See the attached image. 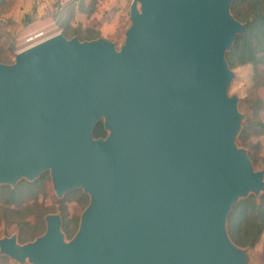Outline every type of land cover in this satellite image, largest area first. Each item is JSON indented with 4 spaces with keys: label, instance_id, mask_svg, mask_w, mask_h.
<instances>
[{
    "label": "water",
    "instance_id": "water-1",
    "mask_svg": "<svg viewBox=\"0 0 264 264\" xmlns=\"http://www.w3.org/2000/svg\"><path fill=\"white\" fill-rule=\"evenodd\" d=\"M231 0H130L118 47L61 30L0 61V184L47 171L87 202L68 238L43 215L32 239L0 236L21 264H248L229 237L233 204L264 192L235 137L225 59L244 22ZM101 120L106 133L93 136Z\"/></svg>",
    "mask_w": 264,
    "mask_h": 264
},
{
    "label": "trees",
    "instance_id": "trees-1",
    "mask_svg": "<svg viewBox=\"0 0 264 264\" xmlns=\"http://www.w3.org/2000/svg\"><path fill=\"white\" fill-rule=\"evenodd\" d=\"M11 0H0V6H6ZM96 0H87L84 4L86 11L93 10ZM81 9L83 2H77ZM229 11L239 21L244 22L241 34H236L225 59L230 68L235 65L249 63L252 68L253 85L264 87V0H231ZM61 32L69 37L73 34L79 39L98 36L97 29L90 26H71L67 19L60 22ZM0 61H3L0 58ZM264 131V122L258 115L246 116L236 135L239 144L246 147L252 162H256L255 151L257 142L250 139L251 133L260 134ZM106 133L99 120L93 129V136H104ZM264 165V159L262 161ZM47 171L33 180L18 179L14 185L0 184V222L14 227L16 240L24 242L32 239L44 229L43 215L49 210L37 201L39 192L44 191V181L48 179ZM79 190L66 191L57 198L58 213L61 219V230L65 237L72 235L77 227V219L69 216L64 201ZM79 194L78 201L84 206L86 198ZM30 217V218H29ZM226 228L230 239L241 247H253L264 231V192L257 196L249 193L239 198L227 214ZM0 264H13L7 256L0 254Z\"/></svg>",
    "mask_w": 264,
    "mask_h": 264
},
{
    "label": "rangeland",
    "instance_id": "rangeland-1",
    "mask_svg": "<svg viewBox=\"0 0 264 264\" xmlns=\"http://www.w3.org/2000/svg\"><path fill=\"white\" fill-rule=\"evenodd\" d=\"M130 0H99L98 3L102 7L100 11V20L103 21L102 27L98 28L97 32L105 34L108 39L114 41L115 47H118L123 39L124 28L129 23L128 19V3ZM121 4V5H120ZM10 3L6 6H0V58L4 62H10L13 60V50L18 46H25L40 37L33 39H22L15 43L16 29L24 22L21 17L16 20H10L3 14L9 9ZM232 76L227 86L228 93H234L237 97V109L242 113L241 125L246 116L258 115L264 122V87L262 85H253L252 83V68L249 63L235 65L230 68ZM250 139L253 142H257L255 157L256 162H252L255 169L264 167L262 161L264 159V131L260 134L251 133ZM235 142L246 149L242 144H239L235 137ZM46 171V170H45ZM43 172V171H42ZM48 173V172H47ZM72 197L66 198L64 201L69 216H73L77 219L82 208L84 207L79 201V194L83 193L80 189ZM72 191V190H71ZM84 199L87 194L83 193ZM63 195V194H62ZM61 195V196H62ZM57 197L51 187L49 178L44 181V191L37 194V201L43 204L48 212H57ZM47 212V213H48ZM30 218V217H29ZM44 221V219H43ZM15 233V229L10 224H5L3 220L0 222V236L9 235ZM246 260L248 264H264V231L261 234L258 241L253 247H246ZM7 260L13 264H19L16 261L7 257ZM21 264H32L28 261H24Z\"/></svg>",
    "mask_w": 264,
    "mask_h": 264
},
{
    "label": "crops",
    "instance_id": "crops-1",
    "mask_svg": "<svg viewBox=\"0 0 264 264\" xmlns=\"http://www.w3.org/2000/svg\"><path fill=\"white\" fill-rule=\"evenodd\" d=\"M79 0H11L9 9L3 14L10 20L21 17L24 22L16 29L15 43L22 39H33L50 34L56 30H61L60 22L67 19L71 26H90L94 29L101 28L103 21L100 20L101 6L96 0L93 10L86 11L84 4L87 0H82L81 9L78 8ZM121 5V4H120ZM126 28V27H125ZM124 28V29H125ZM99 35V33H98ZM108 38L105 34H100ZM16 44L13 53L20 48Z\"/></svg>",
    "mask_w": 264,
    "mask_h": 264
},
{
    "label": "flooded vegetation",
    "instance_id": "flooded-vegetation-1",
    "mask_svg": "<svg viewBox=\"0 0 264 264\" xmlns=\"http://www.w3.org/2000/svg\"><path fill=\"white\" fill-rule=\"evenodd\" d=\"M16 234V233H15Z\"/></svg>",
    "mask_w": 264,
    "mask_h": 264
}]
</instances>
